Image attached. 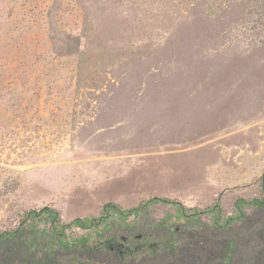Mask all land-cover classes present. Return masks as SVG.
<instances>
[{"label": "rangeland", "instance_id": "374dc122", "mask_svg": "<svg viewBox=\"0 0 264 264\" xmlns=\"http://www.w3.org/2000/svg\"><path fill=\"white\" fill-rule=\"evenodd\" d=\"M263 176L264 0H0V232L46 205L69 223L152 197L231 215ZM108 221L131 246L193 225L160 202Z\"/></svg>", "mask_w": 264, "mask_h": 264}, {"label": "trees", "instance_id": "16d2710c", "mask_svg": "<svg viewBox=\"0 0 264 264\" xmlns=\"http://www.w3.org/2000/svg\"><path fill=\"white\" fill-rule=\"evenodd\" d=\"M261 184V194L237 199L231 215H224L219 205L210 211L187 213L181 203L160 197L149 198L129 209L107 202L98 218L77 217L69 223L63 222L59 212L49 205L31 209L18 226L0 232V264H65L64 255L68 253L67 264H85L78 261L82 251L89 258L104 251L127 263L156 259L171 252V259L162 264H264V176ZM157 202L176 205L179 217L193 223L191 230L181 237L175 230L161 242L131 246L128 236L107 235L106 229H100L102 223L108 224L111 212L125 220ZM203 214L211 215L208 227L200 223ZM73 226L92 231L69 238L66 230Z\"/></svg>", "mask_w": 264, "mask_h": 264}]
</instances>
